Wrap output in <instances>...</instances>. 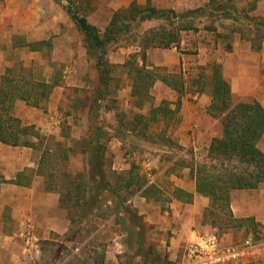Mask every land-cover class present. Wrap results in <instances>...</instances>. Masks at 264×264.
Returning <instances> with one entry per match:
<instances>
[{
    "label": "rangeland",
    "instance_id": "374dc122",
    "mask_svg": "<svg viewBox=\"0 0 264 264\" xmlns=\"http://www.w3.org/2000/svg\"><path fill=\"white\" fill-rule=\"evenodd\" d=\"M132 1L144 6L147 0H72L79 14L85 16L101 33L106 29L113 13L127 7ZM249 1L234 0L239 9H245ZM54 4L61 26L59 35L51 37L50 56L57 65L50 67L41 54L33 56L26 52L22 56L27 65H30V60L40 63L41 66L36 64L39 67L36 81H57L60 84L55 89L58 94L54 96L56 100L52 110H48L47 104L37 109L40 117H53L48 126H36L38 133L46 140H42L41 147H50L53 153L59 154L60 160L53 164L56 169L66 168L72 174L86 173V159L80 153L82 141L92 131L101 129L105 133L108 159L111 160L110 171L124 174L133 169L143 175L148 184L157 189L153 197L158 201L146 200L138 193L130 197L128 203L137 214L140 230L130 225L126 216L117 217L105 211V208H100L94 212L93 218L71 231L66 211L59 208L64 213V231H36L38 250L32 256L21 254L20 247L14 246L12 253H2V258L12 264H19L20 261L22 264H182L181 254L184 248L181 246L180 252L171 260V240L174 234L171 233L168 217L161 218L163 213L160 212L168 210L176 179L185 175L187 177L188 170L184 169L185 166H189L192 161H204L208 151L206 147L213 138L220 135H216V123L219 121L214 119V135L202 132L193 135L189 131L184 141L179 130L183 121L182 110L188 102L190 106L196 104L194 106L199 111L207 114L212 65L219 64L223 74V63L227 54L236 48L235 44L239 43L242 49L250 46L236 32L240 30L246 36L250 26L239 15H232L227 19L220 12H214L208 17L192 20V28L179 33L178 45L170 49L148 50L146 66L150 69L164 68L161 71L163 75L173 74V83L177 89L173 90L162 82H156L149 91L151 101L144 103L141 108L137 107L136 99L131 96V81L128 78V68L125 67L130 56L139 49L135 47L136 44L125 40L110 46L108 62L112 68L109 85L104 101L98 103L99 108L91 120L88 115L89 99L95 90H102L99 87L96 59L87 54L83 35L64 11L63 5L66 2L62 0L61 3ZM151 4L159 9L167 8L164 0H156ZM249 15L264 16V0ZM174 26L170 27L166 19L153 20L142 23L138 33L142 35L145 31L161 27L172 31ZM250 37H253V33ZM176 54L180 58L179 64H176ZM223 77L231 86V77L224 74ZM178 97L179 109L174 112ZM232 101L236 103L235 100ZM159 106L162 107L161 112L150 113L151 108ZM201 123L204 125L203 118ZM67 148L71 152L67 153L68 159L65 161L63 151ZM50 192L58 201V192ZM129 195L130 193L127 194ZM201 223L210 225L204 214ZM214 229L220 239L228 232L233 233L231 244H240L248 237L257 242L264 241V227L260 224H246L230 231ZM204 231L187 242V245L198 241ZM186 264L189 263L186 261ZM246 264H264V259L256 258Z\"/></svg>",
    "mask_w": 264,
    "mask_h": 264
},
{
    "label": "trees",
    "instance_id": "16d2710c",
    "mask_svg": "<svg viewBox=\"0 0 264 264\" xmlns=\"http://www.w3.org/2000/svg\"><path fill=\"white\" fill-rule=\"evenodd\" d=\"M64 1L66 5H63V9L78 32L83 35L87 54L96 59L99 87H102V90H95L89 99L88 115L91 120L99 108L98 103L104 101L109 85L112 65L108 62V54L112 45L125 40L127 43L136 44L135 47L139 49L130 56L125 67L128 68V78L131 81V96L136 99L137 107L141 108L144 103L151 101L149 91L156 82H162L173 90L177 89L173 83V74L163 75L161 71L164 68L150 69L146 66V52L154 48L170 49L178 45L179 33L190 30L192 20L208 17L214 12H220L227 19L232 15H239L250 26L246 36L240 30L236 31L241 40L247 41L251 50L256 52L261 50L264 43V16L249 15L257 9V4L262 0H250L245 9H239L234 0H209L204 7L182 13L171 9H157L148 3L143 6L133 1L129 7L113 13L103 33L90 24L85 16L79 14L72 0ZM160 19H166L170 27L175 25V29L171 31L161 27L139 35L138 28L142 23ZM251 33L253 37H250ZM20 44L33 52L44 49L45 57L49 60L52 50L50 40L35 43L22 41ZM32 66L33 63L28 68L27 76H22L23 82L14 77V70L11 69L1 85L0 142L14 147L41 149L37 174L43 177L48 191L58 192V207L66 211L71 231L82 222L93 218L94 212L100 208H105V211L117 217L126 216L129 224L140 230L137 214L130 207L129 199L138 193L146 200L158 201L153 197L157 189L133 169L124 174L110 171L111 160L108 159L105 133L101 129L92 131L82 141L80 153L86 159V173L72 174L66 168L59 170L53 166L60 160V156L56 152L53 153L50 147H41L42 140L45 139L34 126H22L18 119L10 115L16 99L23 100L29 107L40 108L58 84L57 81L45 83L33 80L30 74ZM18 70L24 71L25 68L18 65ZM210 84L207 114L220 122L222 133L220 137L212 139L204 161H192L185 168L189 169V177L194 180L196 194L209 199V207L205 210L204 217L208 218L212 228L228 231L242 228L246 224L257 226L258 223L252 218L237 219L233 216L230 209V192L257 189L264 183V153L258 146L264 135V109L257 102L234 103L230 86L217 63L212 65ZM177 101L174 112H178L180 97ZM161 111V106L150 109L151 114ZM63 152L64 160L67 161V153L71 152V149H64ZM172 199L190 203L193 195L174 188Z\"/></svg>",
    "mask_w": 264,
    "mask_h": 264
},
{
    "label": "crops",
    "instance_id": "0c3cea01",
    "mask_svg": "<svg viewBox=\"0 0 264 264\" xmlns=\"http://www.w3.org/2000/svg\"><path fill=\"white\" fill-rule=\"evenodd\" d=\"M49 1L0 0V88L11 69L14 70V77L22 81V76H27L31 63L34 64V67L30 74L36 81L35 76L38 66H41L40 63L30 60V65H27L22 56L26 52L33 56L41 54V57L43 56V59L47 60L45 50L33 52L29 48L21 46L20 43L22 41L23 43H35L48 40L52 42L51 37L59 35L61 21L56 12L54 4L56 2L52 0L50 3ZM154 1L156 0H147L146 4L152 6L151 2ZM164 2L167 3L165 9L182 13L204 7L209 3V0H164ZM235 45L236 48L232 53L227 54L223 63V74L231 77V86L229 85L231 97L236 103L257 102L264 109V43L261 50L257 52H252L250 46L247 49L246 47L242 49L239 43ZM12 56L19 58L13 59ZM179 60L178 56L176 64H179ZM47 62L50 67L57 65L51 56ZM18 65L25 70H18ZM174 65L175 63H173ZM40 82L51 83L48 80ZM58 86L60 84L52 89L53 93L51 91L44 104V106L47 104L48 110H52L54 106V100H56L54 96L58 94L55 89ZM194 105L196 104L190 106L186 102L182 110L183 121L179 130L184 141L186 140L185 135L189 131L193 135L201 134V132L205 135H214L212 131L214 119L199 111ZM37 109L27 106L21 99H16L10 115L18 119L22 126H34L35 128L38 124L48 126L53 117L42 118L37 113ZM202 118L204 125L201 123ZM219 123H216V135L219 133L220 135L215 138L220 137L222 133ZM258 146L264 153V135ZM40 156L41 149L26 146L14 147L0 142V264H12L9 260L2 258V253L11 254L14 246H19L21 254L24 253L22 235L27 224H32L35 232L46 229L60 232L64 231L66 227L65 222L62 221L64 213L59 209L55 195L45 188L43 177L37 174ZM187 170V177L185 175L176 179L177 182L173 189L179 188L192 194V202L172 199L167 207L168 210L160 212L163 213L161 218L168 217L171 223V233L174 234L171 240V260H174L173 258L180 252V246L185 250L188 246L187 242L193 240L192 238H195L198 233H202L204 230H206L204 232L215 231L210 225L201 223L203 214L209 207V199L196 194L194 180L189 177V169ZM230 209L235 218H252L264 227V183L253 190L231 191ZM231 238H233V233L230 232L225 234L222 239L219 238L221 246L236 245L231 244ZM181 256L182 264H186L184 252ZM259 258L260 260L264 259V254ZM19 264L22 262L20 261Z\"/></svg>",
    "mask_w": 264,
    "mask_h": 264
},
{
    "label": "built area",
    "instance_id": "2783aa9c",
    "mask_svg": "<svg viewBox=\"0 0 264 264\" xmlns=\"http://www.w3.org/2000/svg\"><path fill=\"white\" fill-rule=\"evenodd\" d=\"M22 247L28 256L38 250V239L30 223L22 235ZM263 254L264 241L257 242L248 237L238 245L223 247L214 231L205 232L198 241L184 250V258L189 264H246Z\"/></svg>",
    "mask_w": 264,
    "mask_h": 264
}]
</instances>
